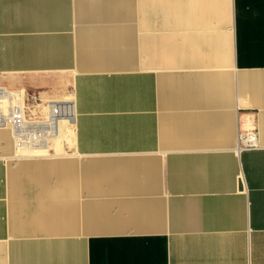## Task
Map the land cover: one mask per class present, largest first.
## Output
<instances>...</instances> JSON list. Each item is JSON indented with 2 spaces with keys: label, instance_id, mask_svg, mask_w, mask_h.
<instances>
[{
  "label": "crops",
  "instance_id": "obj_1",
  "mask_svg": "<svg viewBox=\"0 0 264 264\" xmlns=\"http://www.w3.org/2000/svg\"><path fill=\"white\" fill-rule=\"evenodd\" d=\"M0 90L73 132L0 156V264H264V0H0Z\"/></svg>",
  "mask_w": 264,
  "mask_h": 264
},
{
  "label": "built area",
  "instance_id": "obj_2",
  "mask_svg": "<svg viewBox=\"0 0 264 264\" xmlns=\"http://www.w3.org/2000/svg\"><path fill=\"white\" fill-rule=\"evenodd\" d=\"M70 112L69 107L57 103L42 107L26 106L12 92L0 90V128L9 127L14 150L19 152L25 148L39 151L50 145L60 134L62 124L71 126L68 122L72 115ZM239 143L238 150L257 147L256 131L241 135Z\"/></svg>",
  "mask_w": 264,
  "mask_h": 264
},
{
  "label": "rangeland",
  "instance_id": "obj_3",
  "mask_svg": "<svg viewBox=\"0 0 264 264\" xmlns=\"http://www.w3.org/2000/svg\"><path fill=\"white\" fill-rule=\"evenodd\" d=\"M60 132L62 133L61 140L63 139V141L66 140V138L63 137L64 136L63 135L64 133H66V135H69L70 137H72V134H73V132H72V125L71 126H67V124H62L61 129H60ZM6 133L8 134L7 139L4 140V142L2 144L0 143L1 144L0 145V156L1 157H7L9 155H13V153L15 152L13 138H12V134L10 133V129L9 128H7ZM70 139L71 138H69L67 140H70ZM63 141H61L59 143V145L62 144ZM54 148H58V145L54 146Z\"/></svg>",
  "mask_w": 264,
  "mask_h": 264
},
{
  "label": "bare ground",
  "instance_id": "obj_4",
  "mask_svg": "<svg viewBox=\"0 0 264 264\" xmlns=\"http://www.w3.org/2000/svg\"><path fill=\"white\" fill-rule=\"evenodd\" d=\"M69 118H70V117H69ZM71 119H72V116H71L70 120L68 121V122H70V124H71ZM68 122H66V123H68ZM7 128H9V127L6 126V127H3V128H0V129H1L2 131H6ZM1 135H2L3 137L6 136V134H4V133H1ZM63 135H64L63 137H65L66 140L70 138L69 135H66V133H64ZM66 136H67V137H66ZM61 138H62V133L60 132V134L55 138V140L52 141V143H53L55 146H56V145H59V143H60L61 141H63V139L61 140ZM58 140H59V141H58ZM64 140H65V139H64ZM43 152H47V151L43 150ZM15 153H16L17 155H23V154H24V152H19V151H16V150H15Z\"/></svg>",
  "mask_w": 264,
  "mask_h": 264
}]
</instances>
